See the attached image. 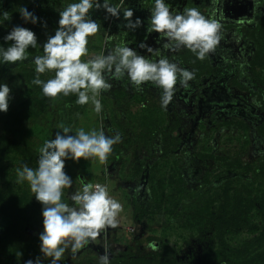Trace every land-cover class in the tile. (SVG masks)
Segmentation results:
<instances>
[{"label": "rangeland", "instance_id": "1", "mask_svg": "<svg viewBox=\"0 0 264 264\" xmlns=\"http://www.w3.org/2000/svg\"><path fill=\"white\" fill-rule=\"evenodd\" d=\"M74 2L77 0H0V13L7 12L9 18L0 24V39L20 25L33 30L41 46L30 47L26 60L0 65V83L10 87L9 108L0 112V136L4 134L22 147L3 145L0 141V207L7 209L6 213L0 210V264H25L40 255L42 204L34 201L27 181L17 182V169L25 164L33 169L38 166L39 149L55 137L61 124L69 126L71 134L80 129L103 131L106 136L120 133L121 140L112 146L103 163L83 157L79 162L65 161L64 171L73 184L63 190L62 200L71 205L70 194L82 190L84 182L99 183L107 186L109 195L122 205V211L117 216L116 228L102 230L95 241L75 255L66 250L60 264H98L105 253L110 264L202 262L212 245L207 238L211 231L201 232L198 223L191 226L190 212L203 203L208 190L218 188L226 180L252 178V172L247 175L243 169L230 170L219 157L229 155L241 162L255 163L264 159V135L259 132L264 122V66L255 58L258 45L249 35V30L264 24V0L255 6L253 0H217L214 18L221 25L220 40L207 58L218 71L199 79L194 75L187 87L178 79L166 107L160 101L162 90L152 82L137 88L126 77L116 80L106 76L112 87L97 95L102 104L100 113L93 110L91 100L84 105L76 100L71 104L61 98L64 95H43L41 86L32 83L36 77L32 57L42 55L44 42L55 34L60 18L58 9ZM167 3L170 10L196 7L205 15L212 8L210 0ZM22 6L46 21L47 26L25 23L19 13ZM152 6L153 0H144L143 4L140 0H125L123 7L134 10L131 19L142 20L135 30L125 27L123 11L116 18L106 17L104 9L90 10L100 27L88 37V52L81 60L105 54L121 42L141 55L158 59L139 47L144 41L194 73L184 58L191 53L189 49H167L166 37L147 32ZM42 9L55 16L43 17ZM28 73L31 75L25 77ZM54 74L42 73L40 79L47 81ZM225 120H233L234 124H219ZM236 120H241L246 128L236 126ZM20 196L26 197L17 204ZM18 205L28 206L22 213L16 209ZM255 235L240 234L239 239L230 238L229 243L236 246L242 239H253Z\"/></svg>", "mask_w": 264, "mask_h": 264}, {"label": "clouds", "instance_id": "2", "mask_svg": "<svg viewBox=\"0 0 264 264\" xmlns=\"http://www.w3.org/2000/svg\"><path fill=\"white\" fill-rule=\"evenodd\" d=\"M125 0H77L63 5L59 11L58 27L54 35L44 42L43 54L32 57L36 77L32 83L40 85L43 95H76V103L84 105L91 100L94 111L100 113L102 104L97 95L101 90L112 87L107 77L116 80L127 78L139 88L144 82H152L161 91V105L166 107L172 100L174 86L179 83L185 87L193 79L194 73L161 55L158 48H153L142 41L139 47L146 49L151 56L141 55L134 48L123 42L108 49L105 54L81 60L88 49V37L97 33L99 24L92 19L90 10L104 9L106 17L120 18L123 11L125 27L135 30L142 24L141 18L131 19L134 10L123 7ZM141 4L144 0H140ZM217 0H210L211 10L207 15L196 7H184L182 11L170 10L167 0H153L150 8L147 32L159 33V38H167V49H189L197 59L203 60L214 51L220 40L221 25L216 18ZM254 6L261 0H253ZM21 19L25 23L42 21L27 7H20ZM2 24L8 20L7 12L0 13ZM11 41L7 47L0 46V65L12 64L28 58V49L40 46L36 33L26 27L16 25L4 37ZM47 81L40 79V74L53 72ZM89 93L92 95L90 96ZM10 87L0 83V112L9 108ZM73 133L69 126L59 125L55 137L46 140L39 149L38 166L33 169L27 164L17 169V182L27 181L36 201L42 204L43 231L39 233L40 255L35 260L28 259L25 264H60L66 250L77 254L85 245L95 241L102 230L116 228L117 216L122 205L108 193L107 186L99 183L84 182L82 190L70 194L72 204L62 200L64 189L72 187V178L64 171L65 161L79 162L96 159L103 163L112 146L121 140L119 132L106 136L103 131L83 129ZM98 264H110L107 253L99 257Z\"/></svg>", "mask_w": 264, "mask_h": 264}, {"label": "trees", "instance_id": "3", "mask_svg": "<svg viewBox=\"0 0 264 264\" xmlns=\"http://www.w3.org/2000/svg\"><path fill=\"white\" fill-rule=\"evenodd\" d=\"M41 14L45 18L55 16L48 9H42ZM7 33H4L3 37ZM249 35L255 38L258 45L255 58L259 64L264 66V49L262 47L264 46V24H260L255 30H249ZM3 37L0 39V46H9L11 41L5 42ZM184 58L192 65L197 79L204 74L210 75L212 72L218 71L217 68L209 65L210 60L207 55L203 60H200L191 52L184 55ZM30 72L32 73L31 70ZM31 73L26 74L25 77H29ZM61 98L73 104L76 95L70 94L61 96ZM219 124L228 126L234 124V121L225 120L219 122ZM235 124L242 129L246 128V124L241 120H236ZM259 132L264 135V122L261 123ZM0 141L3 145L12 143L22 149L17 141L8 139L4 134L0 136ZM219 158L230 170L243 169L247 175L252 172V178L250 180L239 177L230 178L219 185L218 188L208 190L204 195L206 199H203V203L198 207H193L194 210L190 212L188 221L193 227L198 223L197 229L201 232L210 230L211 232L207 235V238H210L212 245L205 251L202 262H193L192 264L264 263V159H260L255 163L241 162L238 158H231L229 155H222ZM24 197L26 196H20L17 204L23 203ZM34 201L37 203L36 200ZM35 202L31 204L33 209H35ZM27 206L22 208L18 205L16 209L23 213ZM0 210L4 213L7 212L5 206L4 208L0 207ZM256 217L260 218L256 219ZM240 234L256 235L253 239H242L241 242L235 244L236 246L230 245V238L239 239ZM150 263L152 264V262ZM156 264H169V262L168 260H161Z\"/></svg>", "mask_w": 264, "mask_h": 264}]
</instances>
